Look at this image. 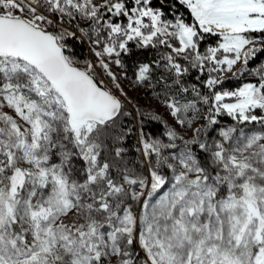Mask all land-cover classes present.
Wrapping results in <instances>:
<instances>
[{
	"label": "snow or ice",
	"instance_id": "obj_1",
	"mask_svg": "<svg viewBox=\"0 0 264 264\" xmlns=\"http://www.w3.org/2000/svg\"><path fill=\"white\" fill-rule=\"evenodd\" d=\"M179 3L194 23L163 19L151 0H0V264H264V66L255 82L215 90L219 74L245 73L262 50L251 34L264 36V0ZM203 34L219 38L205 52ZM83 38L121 96L111 66L124 67L130 42L166 49L154 62L172 80L161 77V102L193 135L169 127L164 143L140 132L150 180L125 159L124 103L97 65L68 54ZM191 70L207 75L209 95L182 84ZM152 74L142 63L135 83L154 87ZM222 115L235 125L209 142Z\"/></svg>",
	"mask_w": 264,
	"mask_h": 264
},
{
	"label": "trees",
	"instance_id": "obj_2",
	"mask_svg": "<svg viewBox=\"0 0 264 264\" xmlns=\"http://www.w3.org/2000/svg\"><path fill=\"white\" fill-rule=\"evenodd\" d=\"M151 6L155 10H159L163 13V19L175 22L177 18H181L185 23H194L191 13L185 6L179 3V0H151ZM120 21L126 23L125 18H120ZM203 35L204 39L200 42L201 52H205L208 47H215L217 45L219 39L218 37L212 36L210 34ZM251 35L256 38V42L260 41V39L264 40V36L259 33H252ZM85 40L89 44V41L86 38L84 40H70L68 44V54H70L73 59L77 60L79 65L83 64L87 57V45L85 44ZM130 46L131 52L128 54H122V63L124 67L121 68L119 66L112 65V70L116 75H118L121 83L129 85V87L134 89V93H136V95H133L134 98L132 97L134 110H131L126 105H124L123 111L130 113V115L120 117L121 127L125 131L131 129V132L121 142V146L126 149L125 159L129 162V167L133 168L135 172L142 177H150L148 161L145 157L143 158L141 156L138 148L140 132L143 131L145 140L151 141L159 139L164 143H168L165 136V132L168 130L167 125L175 127L176 131L180 132V134L183 135L185 139L192 138L193 130H185V128L177 125L176 122H172V119L170 118L173 117H171L169 110H167L166 106L161 102L164 94L163 81H161V77L166 79L169 84L172 83V80L169 73H167L163 67L157 68L154 62L160 60V57L164 54L166 49H164L163 46H161L159 49H154L151 47L138 48L136 47L135 42H130ZM257 48H261L262 50L257 52L255 57L250 59L248 71L243 74L237 73L235 76L231 72L221 73L220 78L222 83L218 85L215 90H231L232 88L238 87L243 82L257 81L259 77L254 75L252 70L264 66V45ZM142 63H149L152 65L153 78L151 85H154V87L148 85H138L135 83V72ZM160 63L163 64V61H160ZM239 67V65L235 66L233 71L235 72ZM102 74L105 78L107 77L104 71H102ZM197 75L200 74L196 70H191L190 73L183 78L182 84L189 89L195 85L202 95H209L210 90L202 83V81L207 79V75H202L200 80L196 79ZM157 81H161V83H157ZM177 87L178 86L173 85L172 92H176ZM157 93H160L161 99H157ZM193 95L194 94L191 92L187 94L181 93L177 95L176 98L181 99V97H184L182 100V102H184L185 100L192 99ZM203 107L206 110L207 106ZM154 116L158 117V119H153ZM218 120L220 121V124L218 126H213L214 130H208L209 142L218 138L219 129L221 127L235 125V121H233L232 118L228 117L227 115L218 117ZM204 123L205 122L202 120L197 121L194 124V128L199 127ZM201 135L203 137V133ZM180 143L182 144V142ZM192 148L202 161L207 160V155L202 153L197 145H192ZM169 150L170 149L165 150L164 155H168L167 152H169ZM150 159L154 164L156 159L155 156L153 155ZM56 162H59L58 158L56 159ZM77 167H79V165ZM158 171L160 174L166 177L168 175L169 169L166 167H161L158 169ZM131 203L132 210L135 213L136 203Z\"/></svg>",
	"mask_w": 264,
	"mask_h": 264
},
{
	"label": "rangeland",
	"instance_id": "obj_3",
	"mask_svg": "<svg viewBox=\"0 0 264 264\" xmlns=\"http://www.w3.org/2000/svg\"><path fill=\"white\" fill-rule=\"evenodd\" d=\"M85 38H83V39H81V40H84ZM258 41V40H257ZM85 44L87 45V57H86V60L83 62V64H81V65H78V66H80V67H84L85 65H86V63H88V62H92L93 64H95V65H97V67L95 68V74H96V76H97V79L98 80H103L104 81V85L103 86H105V87H107L108 89H110V90H112L117 96H119L120 97V99L122 100V102L124 103V105H126L128 108H130L131 110H134V105H133V103H132V97H133V95H136V93H134L135 91H134V89L133 88H131V87H129V85H125V84H123V83H121V81L120 80H118V82L121 84V88L123 89V91H124V93H125V95H120V92L118 91V90H116L115 89V87H114V85L112 84V82H111V79H109V78H105L104 77V75L102 74V71H103V69H101L99 66H98V59H97V57L94 55V52H93V50H92V48H93V45L89 42V44L86 42V40H85ZM262 45H264V40L262 39H260V41H258V42H256V44H255V46L256 47H259V46H262ZM117 68V67H116ZM139 68V67H138ZM138 68H137V70H136V72H135V77H136V73L138 72ZM111 70H112V66H111ZM113 71V70H112ZM220 75V74H219ZM118 76V75H117ZM220 77H221V75H220ZM244 83H246V82H243L242 84H240L238 87H240V86H242ZM238 87H236V88H232L231 90H229V91H232V90H235V89H237ZM134 98V97H133ZM169 114H170V111H169ZM170 119H172V122H175V118L173 119V118H170ZM169 127H171V125H167V128H169ZM228 127V126H227ZM227 127H224V128H227ZM239 127H244L245 128V131L247 132V131H249V130H259V128H260V126L258 125V124H252V125H247V126H244V125H242V126H239ZM167 132V131H166ZM165 132V133H166ZM178 134L179 135H181L180 134V132H178ZM165 136H166V134H165ZM166 139H167V141H168V137L166 136ZM169 142V141H168ZM176 143H177V146H178V148H180V147H183V145L180 143V141H176ZM138 148H139V151H140V154H141V156L144 158V155H143V146H142V144L140 143V139H139V141H138ZM177 151V149H170L169 150V152H167V154L169 155V153H173V152H176ZM78 166V165H77ZM171 175H172V173H171V170L169 169V172H168V175L166 176V177H168V178H170L171 177ZM145 178H148L149 180H150V177H145ZM167 187L168 186H166V188L164 189V190H167ZM136 203V202H135ZM135 209H136V211H135V213L134 214H139V213H141V211H142V208H141V205L140 204H138V203H136V205H135ZM136 251L139 253V255H140V257L142 258L143 257V255H144V253H143V251L141 250V249H139V246L138 245H136Z\"/></svg>",
	"mask_w": 264,
	"mask_h": 264
}]
</instances>
